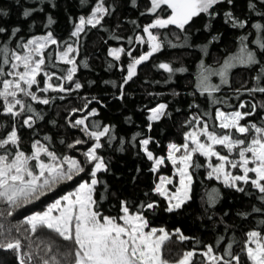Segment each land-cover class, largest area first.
<instances>
[{
	"label": "snow or ice",
	"instance_id": "obj_1",
	"mask_svg": "<svg viewBox=\"0 0 264 264\" xmlns=\"http://www.w3.org/2000/svg\"><path fill=\"white\" fill-rule=\"evenodd\" d=\"M16 7L21 8L20 21L16 26L9 25L7 18L9 11L0 9V37L4 40L17 38L25 27L33 23L32 18L38 13H45L44 5L56 8L55 0H13ZM80 6H88L91 0H78ZM120 0H97L92 5L90 14L80 15L78 23L74 24V30L70 36L76 41L67 42L63 45L54 37L52 31L46 35H37L26 42L18 43L15 49H11L8 43L0 46V203L7 205L6 215L11 217L14 211L40 200L43 196L55 191L62 183L71 182L77 176L86 171L85 165H91L88 170L89 180L78 184L74 192L63 195L47 206L43 212H35L23 220L25 228L24 244L19 235H13V228H6L0 223V251L11 253L16 264H169L162 257V248L173 233H169L163 227H151L146 212L155 213L159 203L148 200L140 202L135 211L132 210L127 200H120V215H105L100 210V203L106 199L105 195L96 198L99 185L103 184L104 193L108 192V185L99 179L101 172L110 173V163L98 154L104 147L102 138H107V144L111 145L117 139L114 126H103L98 122L86 123L88 117L99 115L97 109L92 108L83 118L75 119L69 123L71 128H80L86 136L93 141L92 145L83 153L84 161L80 162L68 155L60 156L51 150L52 137L45 135L44 141L49 142L46 146L40 139H35L31 144V153L26 154L21 149L22 137L19 134L22 128L32 130L36 134V125L45 119V113L37 110L33 102L48 106L56 99L63 100L64 95L49 97L51 93H67L71 89L66 88L64 81L74 82L76 90L83 86L79 81H74L77 72V62L70 54L78 49L74 43L79 40L82 33L86 32V26L92 29L103 28L102 22L105 17H112L119 6ZM236 0H149V6L140 14H151L154 19L151 23L143 26V33L147 35V41L137 37L140 44L147 43L149 50L137 57L132 56L131 51L125 52L124 48H112L108 55L115 60H121V54L131 57L127 65L126 75L119 85V95L116 99L123 101L125 98L124 86L133 80L137 74V66L146 62L155 53L162 50L164 44L172 48L189 47L188 36H184L183 44H175L168 40L167 36L155 34L152 30L167 29L174 26L181 32H186L187 26L194 18L202 14L207 18L205 31H210L212 21L221 17L223 22L233 29L246 27V20L255 14L264 17V0H246V17L244 19L234 12ZM128 6L139 8L138 0H128ZM167 12L166 16L162 13ZM47 23L45 28L53 25L55 20L51 14H46ZM135 24L136 22L133 21ZM253 27L258 32H264V25L256 23ZM219 35H211L207 43L200 48L206 56L211 44L219 40ZM117 39H119L117 37ZM179 39V37H177ZM240 52L236 56L229 57L223 66L213 72L201 63L203 69L198 88L200 94L207 93L212 98L213 105L225 103L213 97L221 89V85L229 83V71L237 66L246 69L258 68L252 76L253 87L246 89L250 95L264 94V37L258 36L255 40L256 50H249L244 43L246 36H241ZM133 41L130 38L128 43ZM56 46L54 52L46 51L49 46ZM71 65L63 69L66 75H57L49 71V68H58V63ZM84 67H88L87 64ZM109 68L113 65L109 64ZM160 69L170 75L176 71L168 63H160ZM183 71V69H179ZM220 77V84L210 83V77ZM43 76V81L38 77ZM59 81L54 83L53 81ZM41 83L43 86L41 87ZM94 83V82H92ZM111 83L113 88L117 85ZM37 91L45 95H37ZM179 95V93H176ZM96 103L106 107L95 97ZM87 107V105H85ZM167 103H159L148 109L147 116L148 132L153 129V123L159 122L170 116ZM190 107H198L190 105ZM241 111L242 109H249ZM258 108L264 110V104H248L241 102L238 108L225 112L216 108L214 120L218 124H209L199 116H193L188 124L193 125V130L184 134V143H169L167 156L157 157L149 150L150 143L154 142L151 136L143 137L141 132H136L131 140L132 147H139L148 161H151L150 171L155 174L165 163V159L175 169V175L179 177L178 186L170 190L168 185H173V180L161 175L152 189L153 193L166 202L163 211L174 213L181 210L191 199L194 173L204 165L198 162L197 157L205 158L207 179L220 181L227 189L237 193L252 196L255 190L258 194L256 199L259 205H252L247 212H238L237 215L248 218L251 214L264 216V123L258 124L248 121V117L257 115ZM80 111L73 109V112ZM207 115V114H205ZM130 121V117L128 118ZM260 119L264 120V116ZM246 121L245 123H241ZM55 125V121H50ZM199 125L198 128L195 126ZM204 139H201V138ZM61 144L65 141L61 140ZM86 143L85 140L76 139L69 148ZM120 151H124V141L121 140ZM179 154V155H177ZM215 158V163H213ZM137 174L140 169L137 168ZM136 176L132 177L135 183ZM114 195V193H113ZM148 196L146 192L144 194ZM221 194L217 189H212L208 196L207 204L215 207ZM207 211V209H206ZM5 215L0 211V216ZM212 215H215L213 213ZM212 215L208 219H212ZM227 215V213H225ZM264 228V219L260 221ZM227 227V226H226ZM48 232L68 242L71 247L61 256L53 252L54 241L49 238L33 240L41 230ZM19 233L20 228L16 227ZM183 241L188 239L179 229L174 233ZM247 239L242 252L250 264H264V231L250 230L246 233ZM35 245V247L33 246ZM233 245L228 244L222 254H217L214 247L206 246V251L199 253L205 258V264H241V256L234 254ZM43 253V255H41ZM194 251L185 252L178 264H193ZM0 264H5L0 260Z\"/></svg>",
	"mask_w": 264,
	"mask_h": 264
},
{
	"label": "trees",
	"instance_id": "obj_2",
	"mask_svg": "<svg viewBox=\"0 0 264 264\" xmlns=\"http://www.w3.org/2000/svg\"><path fill=\"white\" fill-rule=\"evenodd\" d=\"M96 2L97 0H91L90 5L83 7L79 5L78 0H55L56 8H51L46 4L44 5L45 13L36 14L32 18L33 23L25 27L17 38L4 40L0 37V46L3 43H8L11 49H15L16 44L26 42L27 39L37 35H46L48 31L53 32L54 37L61 45L65 41L70 43L76 41V38L70 36L74 30V24L78 23L80 15H89L92 5ZM107 2L112 3V0H107ZM138 3L139 8L134 9L128 6V0H120L114 15L105 17L102 22L103 28L92 29L90 26H86V32L82 33L79 40L74 43V47L78 51L70 54L77 62L74 81H79L83 87L76 90L74 82L64 81L65 87L71 89L70 92L62 94L49 92L47 94L49 97L64 95L63 100L56 99L48 106L33 102V106L37 110L45 113V119L36 125L35 135L30 129L22 128L20 130L19 134L22 137L20 147L26 154H30L31 144L35 139H40L46 146L49 144L43 140V137L48 135L52 137L51 150L60 156L68 155L83 162V153L87 151L93 141L80 128H71L68 125L71 121L86 116L92 108L97 109L99 115L89 116L86 123L98 122L101 127L114 126L117 137L111 145L107 144L106 137L102 138L101 143L104 147L98 151V154L110 163L111 168L110 173L101 172L98 174L99 179L108 185L107 193H104V187L101 184L95 194L97 199L101 195L107 197L99 205L102 213L111 216L120 215L119 201L122 199L129 202L133 211L137 209L140 202L155 201L159 203L160 208L155 213L146 212L145 215L150 220L151 227H163L169 233H173L162 248V257L169 264H178L183 254L188 251L197 253L193 257V264H205V258L199 253L206 251V246H213L219 255L223 253L228 244L233 245L234 254L241 256V264H250L242 252L247 239L246 233L250 230L264 231L260 225L264 216L251 214L248 218H243L237 213L249 211L254 204L259 205V201L256 199L258 194L255 190L249 188L253 194L247 196L225 188L220 181L207 179L209 169L206 167L205 158L197 157L198 162L204 166L194 173L192 199L178 212L167 213L163 211L166 202L154 194L152 189L158 181V177L161 175L171 176L172 169L168 163H164V166L153 174L149 170L152 162L148 161L143 152L139 151V147H132L131 138L136 132H141L144 138L151 136L154 142L150 143L149 150L153 152L154 156L166 157L167 145L169 143L183 144L184 134L193 130L194 126L188 124L193 116H199L210 125L218 124L214 120L216 108L230 112L237 109L241 102L255 103L258 106L264 104V94L257 93L253 96L246 91L253 87L252 76L258 71V68L246 69L237 66L229 71V83L221 85L220 91L213 94L214 98L225 103L213 105L212 98L208 97L207 93L201 95L198 88L203 71L201 63L213 72L218 71L225 60L240 52L241 36L247 37L244 43L249 50H256L254 42L258 36L264 37V32H258L253 25L256 23L264 25V17L252 14L246 20L245 28L233 29L223 22L221 16L212 21L210 31H205L204 26L208 21L202 14L193 19L187 26L186 32H181L174 26L162 30H152L157 35L167 36L168 40L178 45L184 43V36L187 35V43L190 46L172 48L167 43L164 44L159 53H155L148 61L137 66V74L132 81L124 86L125 98L121 101L116 99V96L119 95V85L123 82L131 57L122 53L121 60L117 61L108 53L112 48H124L125 52L131 51L132 56L138 58L140 54L149 50L147 43L140 44L136 38L142 37L147 41V35L143 33L142 29L143 26L151 23L154 17L151 14H140L149 6V0H138ZM0 9L9 11L10 15L7 18L9 25L16 26L18 24L21 8L16 7L13 0H0ZM234 12L244 19L247 15L246 0H236ZM46 14H51L55 20V23L48 28L44 27L47 23ZM167 14V12L162 13L163 16ZM133 21L136 23L134 24ZM211 35H219L220 38L209 46L208 54L205 56L200 48L207 43ZM130 38L133 41L131 44L128 43ZM55 48L56 46L52 45L46 51L54 52ZM57 63L58 68H49V71L55 72L57 75H66V72L62 70L70 68L71 65ZM160 63H168L176 71L170 75L158 67ZM85 64L88 67H84ZM109 64L113 67L109 68ZM179 69H183V71H179ZM38 79L43 81V76ZM104 81H114L117 87L113 88L111 83L105 84ZM53 82L59 83L55 79ZM209 82L220 84V77L212 75ZM42 86L43 83H41ZM37 95L45 94L37 91ZM93 97L106 107L96 103L95 100L88 104V101ZM159 103L169 105L170 116L159 122H154L152 131L148 132V109ZM193 104L198 107H190ZM73 109L80 111L73 112ZM245 110H250V108L241 111ZM261 116H264V110L258 108L257 115L248 117V121L264 123V120L260 119ZM50 121H55V125ZM195 127L198 128L199 125ZM76 139L85 140L86 143L69 148L68 145L74 144ZM61 140H64L65 143L61 144ZM121 140L124 141V151L119 150ZM215 162L213 160V163ZM85 167L86 171L74 180L60 184L55 191L43 196L40 200L14 211L11 217L6 215L7 205L0 203V211L5 213L0 216V223H3L6 228H13V235H19L22 242L27 244L28 241L24 240L27 226L23 225V220L35 212H43L56 199L73 192L80 182L89 180L88 170L91 165H85ZM137 168L140 169L138 174ZM133 176H136L135 183L132 182ZM212 189H217L221 194L215 207H209L207 204ZM146 192L149 194L148 196L144 195ZM213 213L215 215H212ZM209 215H212V219H208ZM16 227L20 228L19 233L15 232ZM177 229L188 239L181 241L174 234ZM40 238L45 240L51 238L54 241L53 252L59 253L61 256L71 247L68 242L54 236L46 229L38 232L37 236L32 239ZM33 246L35 247V245ZM0 260H3L5 264H16L15 258L7 252L0 251Z\"/></svg>",
	"mask_w": 264,
	"mask_h": 264
},
{
	"label": "rangeland",
	"instance_id": "obj_3",
	"mask_svg": "<svg viewBox=\"0 0 264 264\" xmlns=\"http://www.w3.org/2000/svg\"><path fill=\"white\" fill-rule=\"evenodd\" d=\"M201 139H204L203 137L201 138ZM177 155H179V154H177ZM213 160H215V158H213ZM166 163H168L169 164V166L171 167V169H172V172H171V176H168V177H170L172 180H173V185H168V187H169V189L170 190H175V188H174V186H178V181H179V177L177 176V175H175L174 173H175V169L173 168V166L171 165V163L169 162V161H167V159H165V164ZM162 166H164V164L162 165ZM161 166V167H162ZM158 182V181H157ZM75 191V190H74ZM73 191V192H74ZM46 210V209H45ZM44 210V211H45Z\"/></svg>",
	"mask_w": 264,
	"mask_h": 264
}]
</instances>
